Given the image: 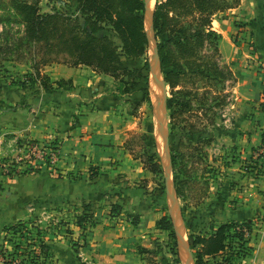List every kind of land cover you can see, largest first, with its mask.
I'll return each instance as SVG.
<instances>
[{
  "label": "rangeland",
  "instance_id": "obj_1",
  "mask_svg": "<svg viewBox=\"0 0 264 264\" xmlns=\"http://www.w3.org/2000/svg\"><path fill=\"white\" fill-rule=\"evenodd\" d=\"M150 1L152 0H144L146 27L150 37L146 52L139 57L124 58L125 64L133 70L115 78V89L121 99L131 101L133 113L138 118V128L122 144L123 153H130L137 159V164L146 169L145 159L148 156L154 157L161 169L157 173L148 169L151 174L138 176L132 182L125 177L126 173L117 172L109 184L112 188L107 214L111 219H116L124 212L123 203H119L121 200L116 198L114 192L117 177L121 178L117 189L120 188L123 192L128 185L145 186L154 205L161 206L170 217L174 206L173 194V213L177 211L176 223L189 240V251L175 226V237L166 229L156 231L154 234H159L153 239L152 246H146L143 250L140 246L136 247L137 251L144 253V264H256L254 260L259 250L264 252V236L259 237L258 231L254 233L256 230L253 220H233L249 224L244 228L245 239L240 241L233 238L237 241L226 251L215 257L204 255V262H198L197 252L201 245L194 244L195 235H209L220 225L218 221L222 219L217 218V205L223 199L221 189L231 188L237 183L230 179L233 177L232 173L226 169L236 159H233L232 154H223L220 140L222 132L218 131V121L222 119L221 109L233 99L234 82L233 79L218 82L198 76L196 81L187 78L183 84L175 87V93H171L165 79L169 71L166 67L162 69V83L166 93V98L162 97L161 102L166 105L164 112L155 96L156 85L159 83L155 55L160 57L158 43L164 44L167 34L156 37L149 15ZM38 2L42 11L62 9L67 10L72 18L77 16V0H69L64 4L58 3V0ZM12 13L10 0H0V17H3L0 19V56L6 57L2 58L0 65V205L6 206L7 203L6 208L12 207L21 199L23 208L28 211L31 208L32 214L29 219H21L14 224L23 221L26 224V229L23 230L31 231L34 240L43 239L46 243L52 234H59L64 230L63 234L68 235L72 246L79 250L90 244L87 242V234L95 230L99 220L94 213L82 210L76 215L77 218L79 215L84 218L82 224L78 225L80 227L66 224L71 222L72 214L80 206L74 204L73 195L67 192L66 176H71L72 170L66 168L65 160L68 158L65 155L69 152L65 141L72 137L81 139L88 131L82 129L72 133V128L78 125V115H82V110L71 113L70 109L74 105H68L60 95L73 84L71 78L62 76L66 72V66L86 64H71L70 56L67 57L66 53L45 51L39 45L31 43L19 44L20 37L24 35V25L14 19ZM97 34H108L116 43L121 44V39L107 26L98 30ZM218 58L226 70L230 69L220 56ZM146 62L149 63V68H146ZM56 91L57 94L54 93ZM162 132L166 133L168 144ZM110 155L117 157L116 152ZM118 160L115 158L111 162L115 164ZM237 162H241L240 167H245V164L248 165L247 168L253 166L252 161L249 163L239 159ZM167 165H170L168 176ZM91 166L95 176L97 166ZM169 178L171 182H168ZM81 206H86V203ZM84 214L87 216H83ZM129 216L132 218L131 222L136 224L137 215ZM111 225L112 221L107 224ZM7 233L8 236H5L10 240L20 238V233ZM28 240L22 239V252L27 254L31 249L34 252L39 249L41 252L38 243L32 240L28 243ZM8 243L13 245L12 241ZM44 255L39 256L38 264H47L43 259ZM22 257L26 259L24 255L19 256V259ZM260 264H264L263 258Z\"/></svg>",
  "mask_w": 264,
  "mask_h": 264
},
{
  "label": "crops",
  "instance_id": "obj_2",
  "mask_svg": "<svg viewBox=\"0 0 264 264\" xmlns=\"http://www.w3.org/2000/svg\"><path fill=\"white\" fill-rule=\"evenodd\" d=\"M67 1L58 0V3ZM213 26L222 35L219 43L222 62L229 65L235 76L233 99L221 109L218 131L222 132L223 154H232L236 159L226 169L232 173L230 179L237 183L221 189L223 199L217 205V218L222 219L219 224L253 220L254 233L258 231L261 237L264 236V0H240L235 6L218 11ZM62 76L71 78L73 84L60 96L68 105H74L71 113L82 110L72 133L82 129L88 131L81 139L72 137L65 141L69 152L65 155L68 158L66 168L72 170L71 176H66L67 192L73 195L74 204L80 206L72 214L71 222L66 224L80 227L76 215L82 210L94 213L99 222L95 230L87 234L90 244L79 250L72 246L68 235L63 234L64 230L52 234L45 260L47 264H144V253L136 247L143 250L153 245V239L159 234L154 232L163 230L156 226V221L165 210L154 205L151 194L143 185H128L124 192L117 189L121 184V178L117 177L114 192L121 200L119 203H123L124 212L111 219L106 211L111 198L112 186L109 184L117 172L126 173L125 177L131 182L138 176L151 174L143 165L139 166L130 153L122 150V144L138 128L134 106L130 100L121 99L115 89L114 76L98 73L91 66H66ZM114 152L117 157L110 155ZM115 158L119 160L112 164ZM239 159L252 161L253 166L240 167ZM91 165L97 166L95 176ZM83 203L86 206H81ZM6 206L0 205V246L4 241H10L5 236L6 227L18 220L29 219L32 214L31 208L29 211L23 208L21 199L12 207ZM63 207L67 208L66 205ZM129 214L137 215L136 224L131 222ZM111 221L112 225L107 226ZM261 258L264 259V252L259 250L254 262L260 264Z\"/></svg>",
  "mask_w": 264,
  "mask_h": 264
},
{
  "label": "trees",
  "instance_id": "obj_3",
  "mask_svg": "<svg viewBox=\"0 0 264 264\" xmlns=\"http://www.w3.org/2000/svg\"><path fill=\"white\" fill-rule=\"evenodd\" d=\"M77 1L75 13L78 17L72 18L67 10L42 11L38 0H10L13 18L24 25V35L20 37L19 44L31 43L39 45L45 51L66 53V56H70L71 64L90 65L115 78L131 73L133 69L125 64L124 58L142 56L150 39L144 0ZM239 2L240 0H157L152 25L156 37L167 34L166 42L158 43V47L162 69L169 68L165 79L171 93H175V87L183 84L187 78L196 81V77L200 76L221 82L235 77L233 71L226 70L218 58L221 57L219 41L222 35L214 28L213 19L218 11L233 7ZM105 26L116 33L121 44L116 43L108 34H97ZM2 58L6 57L0 56V65ZM145 66L149 68V63L146 62ZM144 163L152 172L157 173L161 169L154 157L148 156ZM83 219L79 215L78 224H82ZM25 225L20 221L6 227L8 232L20 233L19 239L6 238L13 243L10 254L13 257L26 256V259H20V264H38L39 256L48 255L49 245L43 239L34 240L31 231L23 230L26 229ZM247 225L246 222L230 221L221 223L209 235H195L194 244L201 245L197 252L198 262H204V255L215 257L226 251L237 241L233 238L243 241ZM156 226L169 230V234L175 237L174 221L167 214L156 221ZM23 238L29 239L28 243L31 240L38 243L41 252L39 249L35 252L31 249L27 254L22 252ZM6 242L2 245L9 247ZM4 262L11 264L7 259Z\"/></svg>",
  "mask_w": 264,
  "mask_h": 264
},
{
  "label": "water",
  "instance_id": "obj_4",
  "mask_svg": "<svg viewBox=\"0 0 264 264\" xmlns=\"http://www.w3.org/2000/svg\"><path fill=\"white\" fill-rule=\"evenodd\" d=\"M156 2H157V0L150 1V11H149V15H150L152 21H153V14H154ZM155 59H156V61L158 63V78H159V83H158V86H157L158 87V91L157 92L160 94L161 97L166 98V93H165V90H164V85L162 83V81H163V77H162L163 76V73H162V67H161V63H160V57L155 55ZM161 108L164 109V112L166 111V105L165 104H162L161 105ZM162 134L164 136V139L166 140V143L168 144V137H167L166 133L165 132H162ZM167 166L168 167H166V175L168 176L169 173H170V170H169L170 165H167ZM168 182H171V179L170 178L168 179ZM168 189H170V186H168ZM172 199H173V203H174V206H175V200H174L175 198L173 197V194H172ZM174 206H172V217H173L174 223H175L174 226L176 228L177 233H179L183 237V239L185 240V242H186V249H187V251H189L190 243H189V240H187V238L185 237L184 233L182 232V229L180 228V226L176 223V220H177V211L175 213H173Z\"/></svg>",
  "mask_w": 264,
  "mask_h": 264
},
{
  "label": "built area",
  "instance_id": "obj_5",
  "mask_svg": "<svg viewBox=\"0 0 264 264\" xmlns=\"http://www.w3.org/2000/svg\"><path fill=\"white\" fill-rule=\"evenodd\" d=\"M10 252H12L11 246L6 247V246L1 245L0 246V262L5 263L4 261L7 259L8 261H11V264H20L19 257L17 256L13 257V255H11Z\"/></svg>",
  "mask_w": 264,
  "mask_h": 264
},
{
  "label": "bare ground",
  "instance_id": "obj_6",
  "mask_svg": "<svg viewBox=\"0 0 264 264\" xmlns=\"http://www.w3.org/2000/svg\"><path fill=\"white\" fill-rule=\"evenodd\" d=\"M157 67H158V65H157ZM157 91H158V87H156V89H155V96H156L157 104H159L160 107H161V105H162V103H161L162 102V97L160 96V94Z\"/></svg>",
  "mask_w": 264,
  "mask_h": 264
}]
</instances>
